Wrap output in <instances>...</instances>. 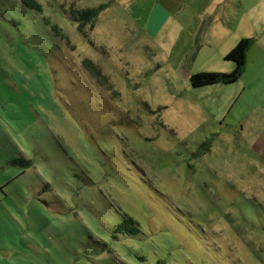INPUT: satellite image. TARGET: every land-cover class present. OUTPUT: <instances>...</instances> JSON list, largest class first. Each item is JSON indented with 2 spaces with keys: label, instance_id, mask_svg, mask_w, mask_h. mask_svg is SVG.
<instances>
[{
  "label": "rangeland",
  "instance_id": "rangeland-1",
  "mask_svg": "<svg viewBox=\"0 0 264 264\" xmlns=\"http://www.w3.org/2000/svg\"><path fill=\"white\" fill-rule=\"evenodd\" d=\"M150 4L0 0V264H264V59Z\"/></svg>",
  "mask_w": 264,
  "mask_h": 264
},
{
  "label": "crops",
  "instance_id": "crops-1",
  "mask_svg": "<svg viewBox=\"0 0 264 264\" xmlns=\"http://www.w3.org/2000/svg\"><path fill=\"white\" fill-rule=\"evenodd\" d=\"M147 0H114L122 7ZM149 23H180L194 28V53H199L200 42L209 37L212 44L222 45L227 55L242 39H251L242 73L251 61L264 59V0H148ZM225 45V46H224ZM224 56V60H225ZM226 61V60H225ZM264 72V70H263ZM241 73V75H242ZM240 75V76H241ZM259 101H263L264 85Z\"/></svg>",
  "mask_w": 264,
  "mask_h": 264
},
{
  "label": "trees",
  "instance_id": "trees-1",
  "mask_svg": "<svg viewBox=\"0 0 264 264\" xmlns=\"http://www.w3.org/2000/svg\"><path fill=\"white\" fill-rule=\"evenodd\" d=\"M97 11L92 9H73L71 8L70 11H67V15L70 20L78 23V30L79 32L85 37L88 38V35L86 34V26L88 25L89 30H92L94 27V21L97 16ZM251 39H242L240 40L236 46L228 52V54L225 56V60L233 63V69L228 74H217V73H200L195 74L190 77V85L193 88H200L205 86H211L216 84H222V85H228L236 82L243 71V68L246 63V53L251 46ZM87 65H89L91 68H95L92 64L89 62H84ZM11 165H29V160L24 159H15L10 160L8 162ZM2 189V187L0 188ZM117 233L123 234H137L138 233V227L135 224V222L127 217L123 216L121 224L118 225L115 229Z\"/></svg>",
  "mask_w": 264,
  "mask_h": 264
}]
</instances>
